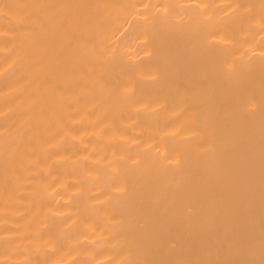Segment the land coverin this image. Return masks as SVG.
I'll list each match as a JSON object with an SVG mask.
<instances>
[{"label": "bare ground", "instance_id": "obj_1", "mask_svg": "<svg viewBox=\"0 0 264 264\" xmlns=\"http://www.w3.org/2000/svg\"><path fill=\"white\" fill-rule=\"evenodd\" d=\"M0 264H264V0H0Z\"/></svg>", "mask_w": 264, "mask_h": 264}]
</instances>
